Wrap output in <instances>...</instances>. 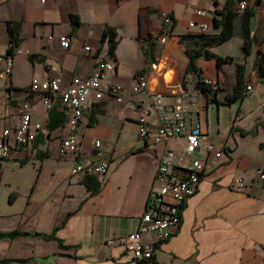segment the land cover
Wrapping results in <instances>:
<instances>
[{"label":"crops","instance_id":"0c3cea01","mask_svg":"<svg viewBox=\"0 0 264 264\" xmlns=\"http://www.w3.org/2000/svg\"><path fill=\"white\" fill-rule=\"evenodd\" d=\"M233 1L237 8L239 0ZM227 2L0 0V55L8 54L10 47L7 21L22 22L12 73L3 74L0 65V90L12 94L0 103V139L6 127L18 125L25 101L32 106L33 122L44 125L33 143L15 146L8 159L0 160V234L18 232L15 237H0V264H27L33 258L44 260L37 264H139L123 244L108 241L139 228L162 154L168 147L185 148L183 136L168 143L153 141L160 123L152 100L157 89L167 105L180 106L189 122L201 125L202 146L192 155L208 166L196 192L186 199L173 235L156 242L153 232L143 234L145 241L155 244V262L264 264V183L257 174L264 167V81H255L250 92L244 90L243 97L226 103L237 83V64L245 66L246 81L257 74L258 50L264 46V0H249L254 10L250 53L243 49L241 16L235 35L218 45L203 44L198 28L190 26L193 20L203 21L209 25L205 34H217L221 29L214 19L221 15L216 12ZM198 8L206 14L198 15ZM71 14L79 17V25H73ZM106 28L117 32L118 42L110 52L115 69L102 86L106 90L119 84L125 92L122 100L108 91L100 99L89 96L78 128L80 154L85 160L109 164L107 172L90 176L98 184L90 189L84 178L72 173L73 160L58 152L60 139L68 132L61 100L57 98L51 113L53 108L43 103L41 93L31 91L30 84L34 76L43 78L50 65L61 70L64 85L76 75H90L97 52L110 51L109 40L102 39ZM147 32L157 40L154 48L149 49ZM62 36L69 37V47L62 46ZM158 36H166L165 42ZM203 45L216 56L230 57L221 65L216 56L198 57L203 78L219 83L210 93L197 85V73L183 74L188 52ZM138 75L149 87L134 92ZM214 102L219 115L210 129ZM224 105L236 110L227 120L221 115ZM141 116L150 127L146 138L139 134ZM51 120L60 124L49 129ZM96 140L102 141L100 147ZM211 142L224 150L221 157L208 151ZM36 158L40 166L35 168L36 177L23 179L22 188L5 178L7 170H22ZM46 165L51 175L42 177ZM6 188L13 190L8 199L2 197ZM54 231L56 238L42 235Z\"/></svg>","mask_w":264,"mask_h":264},{"label":"built area","instance_id":"2783aa9c","mask_svg":"<svg viewBox=\"0 0 264 264\" xmlns=\"http://www.w3.org/2000/svg\"><path fill=\"white\" fill-rule=\"evenodd\" d=\"M44 1V0H42ZM249 5V0H239L237 10L243 11ZM198 15L206 14L202 8L196 9ZM190 26L198 28L199 33H206L209 25L203 21L193 20ZM160 41L165 42L166 36H158ZM49 40L54 36L50 35ZM158 39V38H157ZM60 42L65 48L69 47L68 36L60 37ZM87 51H93V47L86 45ZM19 52L18 48L14 53L0 55L2 73L9 76L14 66V54ZM109 50H100L96 54V67L88 76L76 75L66 85L63 84L61 70L50 65L44 72L43 78L34 76L30 88L33 92L41 93V100L49 108L61 100L65 114V125L68 132L60 139L58 152L62 158L73 160L72 173L82 178L103 174L107 172L109 164L106 161L85 160L81 156V141L78 136V128L84 117L85 109L88 107V100L91 93L100 99L108 91L122 100L125 88L122 85H111L104 89L102 83L107 79L108 74L115 69V63L110 59ZM211 90L219 87V83L209 78H203ZM149 87L148 80L143 75H138L133 83L132 90L139 92ZM252 88H247V93ZM12 97L10 91L0 90V103ZM154 109L159 116V126L153 134V141L170 142L180 136L185 138L184 151H178L168 147L162 154L154 180L153 188L147 203V208L141 217L139 228L119 239H110V244L118 241L131 251L139 264H158L155 262V244L145 241L143 234L153 232L156 242L168 240L175 230L178 229L182 219V207L187 198L192 196L201 181L208 164L201 158L192 154L202 146L203 133L199 123L189 122L180 106L167 105L164 102L163 94L156 90L152 96ZM44 128L42 123H35L32 120V106L30 102H23L21 105L20 121L15 127H6L0 139V160L10 157L15 146H26L33 143L40 131ZM150 127L144 116L139 119V134L146 138L149 136ZM101 140L95 141V146L100 147ZM207 149L215 157H221L224 150L211 142ZM189 156V160L187 157ZM258 178L264 183V167L258 169ZM240 186L243 185L239 181Z\"/></svg>","mask_w":264,"mask_h":264},{"label":"trees","instance_id":"16d2710c","mask_svg":"<svg viewBox=\"0 0 264 264\" xmlns=\"http://www.w3.org/2000/svg\"><path fill=\"white\" fill-rule=\"evenodd\" d=\"M218 14H220V18L215 17L214 23L217 27H220V32L217 34H205L201 33L200 37L202 39V43L205 45H218L223 43L224 41L230 39L235 35L236 32V20L239 16H241V33L243 37V49L245 53H250L253 48V36L251 30V19L254 15V10L251 6H247L242 12H239L236 8V4L233 0H228L225 7L221 10H217ZM72 23L74 26L80 24V19L77 15L71 14ZM8 32H9V42L10 47L8 48V54L14 53L15 49L20 46L21 43V21H7ZM103 40H109L110 42V52L113 54L115 52L117 46V32L113 28H106L103 32L102 36ZM146 39L148 40L149 49L154 48L156 45V40L153 41L152 33L147 32ZM157 39V38H156ZM201 46L194 52H188L189 61L185 66L184 73L195 72L198 76V86L201 87L206 92L210 93L211 89L208 85H206L203 81V74L201 68L197 64V59L201 55H205L207 58L215 57L216 55L211 52L209 49ZM218 64L221 65L224 62L229 61L230 57H220L216 56ZM257 64L259 66L257 74L253 78H248L246 81L245 78V66L242 64H237V83L234 88V92L232 95H229L226 99V103H231L241 97L244 96V90L247 91V88H253L255 81L260 80L264 81V46L259 48ZM54 110V108L51 110ZM60 123H53L51 120L48 128L52 129L59 125ZM84 183L88 185L91 189H96L98 184L93 181L90 176H87L83 179ZM18 235L17 231L7 232L0 234V237H15ZM47 239L56 238L55 231L51 234H42ZM61 241V240H59Z\"/></svg>","mask_w":264,"mask_h":264},{"label":"rangeland","instance_id":"374dc122","mask_svg":"<svg viewBox=\"0 0 264 264\" xmlns=\"http://www.w3.org/2000/svg\"><path fill=\"white\" fill-rule=\"evenodd\" d=\"M169 42H170V40L167 39V43H169ZM183 74H184V70H183ZM233 79H234V76L233 75L230 76V80L232 81ZM235 112H236L235 108H231L230 105H224L221 109V115H222V118L224 120L232 118L234 116ZM218 115H219V111H218V108L216 106V103L211 104L210 105V112H209L210 129H212V125L217 120ZM34 160L35 159H30L28 161V165L26 167H24L22 170H16V171L7 170L5 178H11L12 181L15 182V185L17 183V185L20 188H22L23 179H31V178L36 177L35 168L39 169L40 166H38V162H37L38 159L36 158V161H34ZM49 169L50 168L47 167V165H46L44 173L42 174V177H48L51 175V172L49 171ZM12 191L13 190H9L8 188H6V190L5 189L2 190V197L8 199V197ZM0 197H1V194H0ZM39 260L44 261L43 259L33 258V260L27 264H37V263H39Z\"/></svg>","mask_w":264,"mask_h":264}]
</instances>
